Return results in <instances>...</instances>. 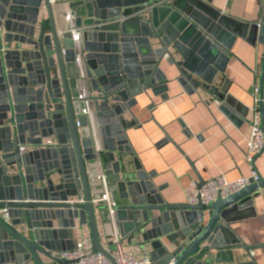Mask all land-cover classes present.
Returning a JSON list of instances; mask_svg holds the SVG:
<instances>
[{"label":"water","instance_id":"obj_1","mask_svg":"<svg viewBox=\"0 0 264 264\" xmlns=\"http://www.w3.org/2000/svg\"><path fill=\"white\" fill-rule=\"evenodd\" d=\"M71 8L66 28L81 30L76 42L59 35L65 14L51 0H0V210L10 218L0 214V264H47L51 252L74 247L61 240L77 224L87 225L93 250L112 259L92 204L99 166L124 201L118 208L113 198L117 230L153 264H258L251 252L264 242L248 244L234 225L256 215L263 175L209 206L168 203L136 159L132 170L126 155L133 150L122 143L137 125L132 109L139 98L153 106L150 93H165L173 81L232 107L227 87L212 85L225 70L216 58L227 60L222 47L237 38L264 45V5L259 23L229 17L211 0H80ZM107 21L114 22L99 26ZM83 91L90 115L80 113L83 102L75 97ZM48 138L53 145H45ZM197 177L202 188L206 181ZM80 192L84 203H71Z\"/></svg>","mask_w":264,"mask_h":264},{"label":"crops","instance_id":"obj_2","mask_svg":"<svg viewBox=\"0 0 264 264\" xmlns=\"http://www.w3.org/2000/svg\"><path fill=\"white\" fill-rule=\"evenodd\" d=\"M79 1L70 0L71 3ZM263 5L264 0H211L214 9L247 23L261 21ZM40 21L48 26L45 13L41 14ZM222 51L228 59L218 56L216 62L222 64L225 70L218 71L212 85L218 90L227 87L233 98L232 107L224 110L222 101L204 88L188 93L173 81L165 93H150L153 106L149 99L142 96L132 109L138 122L127 130V140L122 143H127L133 150L126 157L132 170L133 160H138L156 193L168 203H187L186 189L192 188L195 181L199 184L197 174L206 182L220 174H225L228 180L251 176L252 167L246 160L247 137L254 112L263 119L260 102L264 103V45L237 38L229 49L222 47ZM161 66L163 70L170 71L168 67L166 69L165 63ZM174 77H177L176 72L169 73L168 79ZM201 83L203 85L204 81L201 80ZM256 87L257 102L253 96ZM162 94H167L168 98L162 99ZM78 95L75 93V97ZM125 117L131 119L129 113ZM47 140L55 142L54 138ZM254 167L264 177V150L256 157ZM114 196L116 207L119 208L124 201H121L116 189ZM254 208L255 216L234 225L248 244L264 242V192L254 200ZM96 215L101 242L104 244L111 240L115 230L119 232L118 223L111 219L103 206L97 208ZM129 215L131 218L132 212ZM119 234L128 247L126 234ZM80 236V230H75L70 239H62L61 243L74 246ZM251 255L258 264H264V249L254 250ZM44 260L47 264L52 262L51 258Z\"/></svg>","mask_w":264,"mask_h":264},{"label":"built area","instance_id":"obj_3","mask_svg":"<svg viewBox=\"0 0 264 264\" xmlns=\"http://www.w3.org/2000/svg\"><path fill=\"white\" fill-rule=\"evenodd\" d=\"M51 4L55 10H62L65 17L60 20V27L58 33L60 36L65 33H70L73 40L77 41V35L81 31L79 28L71 27L67 29L66 26L71 22V2L70 0H51ZM114 21H107L101 23L99 26L108 25ZM253 96L255 101H258V88H254ZM78 100L83 102V106L80 109L82 115H90V101L87 98V94L83 91L82 94L77 96ZM251 131L247 137V149L246 160L251 165V176L240 177L235 180H228L225 174L217 175L214 178L209 179L202 187H198V183L195 181L192 184V188L186 189L187 203L196 205L201 203L209 206L212 202L218 198H226L231 194L238 193L246 186L250 185L252 181L257 182L259 180L258 171L254 167L256 157L264 150V131L262 128V119L260 114L256 111L251 121ZM79 125V124H78ZM45 145H53V141L47 140ZM24 147L21 150L24 151ZM95 175L92 178V204L97 208L105 207L111 219H114V192L115 187L106 181L103 174L102 167L96 169ZM84 195L80 193L71 203H84ZM0 214L4 220L9 223L10 218L8 216V209L3 208L0 210ZM76 230H80L81 236L78 238L72 249L63 250L61 252H51V264H153V259L149 253L141 248L138 243H131L125 246L124 241L119 232L114 231L112 238L109 242L102 244L104 250L111 256L112 259L107 256L96 253L93 250V245L89 233V229L85 224H77Z\"/></svg>","mask_w":264,"mask_h":264}]
</instances>
